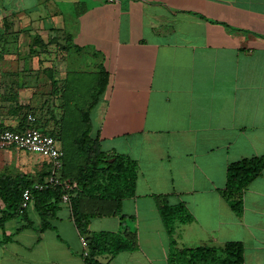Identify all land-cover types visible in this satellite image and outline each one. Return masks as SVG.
Returning a JSON list of instances; mask_svg holds the SVG:
<instances>
[{
	"label": "crops",
	"instance_id": "1",
	"mask_svg": "<svg viewBox=\"0 0 264 264\" xmlns=\"http://www.w3.org/2000/svg\"><path fill=\"white\" fill-rule=\"evenodd\" d=\"M58 2L74 3L73 29ZM1 19L12 25L38 19L41 31L60 29V49L67 54L57 90L60 134L68 107L80 98L79 78L67 68L72 44L94 51L96 59L81 129V112L107 77L90 112L91 135L103 150L138 163L136 194L122 207L136 248L97 255L101 264H170V236L159 212L164 200L185 203L192 216L175 224L177 248L239 240L245 264H264V169L244 189L240 212L223 191L231 162L264 157V0H0ZM17 64L6 61L14 68L0 75V98H9L0 103V124L12 129L22 124L25 107L40 106L41 112L48 91L46 81L36 90L33 75L18 72ZM38 126L45 128L42 121ZM48 164L0 147V176H33ZM9 205L0 197V264H90L67 202L46 228L35 201L27 208L18 203L16 210ZM63 206L70 210L69 240L60 225ZM99 218L105 220L90 222L87 234L125 228L118 216Z\"/></svg>",
	"mask_w": 264,
	"mask_h": 264
},
{
	"label": "trees",
	"instance_id": "2",
	"mask_svg": "<svg viewBox=\"0 0 264 264\" xmlns=\"http://www.w3.org/2000/svg\"><path fill=\"white\" fill-rule=\"evenodd\" d=\"M107 77L105 73L100 80L98 89L86 109L81 112L84 127L74 138L76 146V160H68L67 168L63 157L61 178H69L78 182L77 188L70 190V200L67 202L72 218L80 234L85 235L88 241V255L85 260L90 264H101L95 257L105 253H116L122 250L136 248L134 231L128 229L126 214L123 213V202L126 198L136 194V181L138 176L137 161L116 150H103L99 142L91 135L90 112L102 94ZM20 108V107H19ZM28 125L24 122L16 128L23 130ZM0 127H3L0 124ZM23 151V150H21ZM51 165L41 170L36 177L19 174L18 176H0V197L10 207L17 209V204H22L23 192L33 188L36 182L42 181L50 175ZM264 157L252 156L233 161L227 168V179L223 189L234 210L240 212L243 207L242 193L248 184L262 173ZM8 182L10 191L3 190ZM11 190L14 192L11 194ZM35 206L41 214L43 227H49V218L54 215L62 203V195L66 192L63 186L49 187L42 190L33 189ZM10 194V195H9ZM162 195H156L160 198ZM159 212L166 230L170 236V264H245L244 243L231 240L224 245L216 247L199 245L196 247H176L173 237L175 224L192 219L183 202L175 204L167 200L159 203ZM114 215L121 220L125 228L120 232L96 231L87 234L90 218L96 216ZM4 220L0 218V223ZM220 254H223L222 256Z\"/></svg>",
	"mask_w": 264,
	"mask_h": 264
},
{
	"label": "rangeland",
	"instance_id": "3",
	"mask_svg": "<svg viewBox=\"0 0 264 264\" xmlns=\"http://www.w3.org/2000/svg\"><path fill=\"white\" fill-rule=\"evenodd\" d=\"M58 8L63 12L66 24L70 27V30L76 26L77 23V10L72 2H58ZM15 26L14 32H8V27ZM7 19H1L0 23V75L12 72L11 65H6V61L17 60L16 69L18 72L24 73L25 70L29 71L33 75V84L36 86V90L41 87V82L46 81L48 84L47 97L42 98L43 104L40 109L41 112H37L40 106L33 105L24 108L22 121L26 123L28 116H32L34 120L33 124L37 127L38 122L42 121L45 124V130L47 133L54 135L58 138V145L64 151V160L67 168H72L68 165V160L78 157L76 154V146L74 144V138L81 129L80 109L87 105L92 86L96 80V59L94 51L91 50H78L74 44L71 46V50L68 53L67 68L69 69V75L79 78L80 98L77 99L78 104L76 106L70 105L67 109L68 113L65 115L66 129L60 134V100H58V79L60 77V66L67 57L64 51L60 49V29L54 28L53 32L41 31L43 27L40 21L33 20L30 24H25L23 20L16 19L15 24ZM5 27V29H4ZM41 31V32H40ZM51 31V30H50ZM30 60H32L30 62ZM22 61H27L21 65ZM38 92V91H37ZM1 94V93H0ZM4 98H0V103L3 101L7 104L8 97L2 93ZM39 101V99H38ZM76 134V135H75ZM22 152V151H21ZM29 157H42L37 153L26 152ZM40 164L46 165V160L41 159ZM42 170V169H41ZM41 171L35 172L33 175L36 177ZM69 208L63 206L60 208V225H65L67 231L64 237L69 240L72 228H70L69 222H71ZM55 219V218H54ZM99 216L90 218L91 223H97L100 220ZM89 226L90 223H89ZM96 226V225H94ZM60 227V228H61ZM70 232V233H69ZM1 234V230H0ZM221 256L223 254H220Z\"/></svg>",
	"mask_w": 264,
	"mask_h": 264
},
{
	"label": "built area",
	"instance_id": "4",
	"mask_svg": "<svg viewBox=\"0 0 264 264\" xmlns=\"http://www.w3.org/2000/svg\"><path fill=\"white\" fill-rule=\"evenodd\" d=\"M31 123L23 130L0 127V147L13 146L18 150L37 153L47 158L51 165L50 175L42 181L36 182L33 188H27L23 192L21 206L27 208L35 198L33 189L42 190L49 187L63 186L66 192L62 195V201L70 200V190L77 188L78 182L69 178L62 179L60 174L63 168L64 151L58 145V138L45 130L33 125L34 118L29 116ZM83 246L86 248L84 257L88 255V241L84 235L80 236Z\"/></svg>",
	"mask_w": 264,
	"mask_h": 264
}]
</instances>
